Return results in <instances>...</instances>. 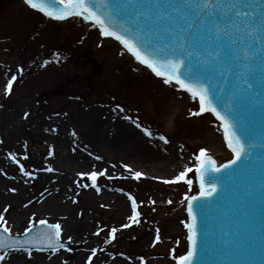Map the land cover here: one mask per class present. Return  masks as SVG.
<instances>
[{"label":"snow or ice","instance_id":"snow-or-ice-1","mask_svg":"<svg viewBox=\"0 0 264 264\" xmlns=\"http://www.w3.org/2000/svg\"><path fill=\"white\" fill-rule=\"evenodd\" d=\"M25 3L56 21L81 18L84 22L98 26L102 36L114 38L123 46L124 51L120 55H124L125 51L130 53L139 64L161 78L165 85L187 94L196 105L188 109L189 116L200 117L206 113L215 116L220 122L223 139L232 158L218 162L208 149L200 148L190 157L193 161L190 166L185 165L176 175L162 179L167 185L182 182L191 192L194 184L192 177L195 176L199 188L197 194L186 193L184 196L191 218V223L185 224L189 231V250L184 255L173 254L172 258L177 264H204L203 257L206 256L254 254L257 244L254 231L248 236L245 245L235 240H219L213 244L207 230L203 240L198 238L197 216L198 213L206 216L218 204V195L222 190L229 192L236 177L256 167L252 152L256 147L255 116L258 111L264 115V0H25ZM57 57L59 62L58 53ZM48 63L44 61V65ZM18 72L23 73L24 68L19 67ZM16 80L15 74L7 78L6 94L12 93ZM116 108L120 112L125 111L121 105H116ZM124 119L132 121L148 137L158 139L164 145L171 143L167 135L158 132L154 136L149 128L142 127L139 117L133 119L125 116ZM73 135H76L75 132ZM261 136L264 137V127L261 128ZM180 150L183 153V145ZM49 155H53V152L50 151ZM261 155L264 157V153ZM8 156L19 165L24 177H33V172L26 170L16 154L9 152ZM23 159L27 160L28 156L24 155ZM95 159L99 161L103 158L97 155ZM123 168L137 181L145 176L128 164H123ZM44 170L54 171L52 167ZM225 173L231 175L221 185L220 178ZM77 175L81 178L75 181L77 187L93 188L97 193L101 191L97 183L100 177L113 179L107 168H93ZM210 177L217 179L210 181ZM85 179L88 182H84ZM254 179L249 182L254 183ZM11 191L16 192L17 189L12 188ZM119 191L124 192L123 189ZM125 195L130 201L132 214L120 229L141 224V212L138 209L143 201L138 203L131 193ZM76 202L73 200V203ZM150 203L155 205L156 201L153 199ZM167 203L171 204L172 201L168 200ZM3 211L7 212L8 208ZM80 214L83 215L82 212ZM36 225H46L49 230L44 237L48 242L47 248L37 246V237L28 235ZM120 229H110L109 244L116 239ZM103 231L99 229L94 235L100 236ZM61 234L59 223L49 224L46 219L36 221L33 216L24 230L25 238H21L19 234H13L8 221L0 214V264H4L12 252H24L29 258H32L34 250L58 253L66 249L71 252L72 248L68 244L74 242L73 237L68 236L65 243L61 240ZM155 242H161L158 228ZM260 247L264 250V236L260 237ZM89 251L86 264H92L98 249L91 248ZM175 251L172 250L173 253ZM139 259L144 264L145 258L141 256Z\"/></svg>","mask_w":264,"mask_h":264},{"label":"rangeland","instance_id":"rangeland-1","mask_svg":"<svg viewBox=\"0 0 264 264\" xmlns=\"http://www.w3.org/2000/svg\"><path fill=\"white\" fill-rule=\"evenodd\" d=\"M66 22V24H60L51 21L32 10L24 0H0V67L1 64L11 63L14 67V74L17 76V80L13 82L12 93L0 95V113L16 107L19 99L26 104L24 117L20 119L21 127H17L14 131V139L18 138L20 149L17 152L6 151L8 161L14 164L15 168L19 170V165L8 156L9 152L16 154L26 170L32 171L33 175L43 166H50L48 165L50 148L46 143H40L28 133H24L26 125H38L51 119L57 120L70 111L76 110L101 112L105 114L103 118L114 114L122 123L133 125L139 133L146 135L132 121L124 119L125 116H131L133 119L139 117L142 127L149 128L154 136L158 132L167 135L171 140L168 146L172 152H179L188 158L200 148L208 147L205 134L212 126L218 130L217 123L210 114L206 113L200 117L189 116L188 109L196 107L194 102L180 111L171 108L169 104L172 95L177 92L175 89L165 85L161 79L139 66L126 53L120 55V52L124 50L116 42L103 38L99 28L91 27L77 18ZM57 53L59 62H57ZM107 56L112 57L111 60L116 62L115 66L108 63ZM45 60L49 61L47 65H44ZM21 66L24 68L23 73L18 72ZM108 69H111L112 73ZM116 69H119L117 73H115ZM38 81H42L45 89L50 93L45 92V94L44 91L36 90L35 83ZM116 105H121L125 111L120 112ZM171 120L172 123L168 128ZM181 145H183V153L180 150ZM87 147L91 150L85 147L86 153L88 155L91 153L90 156L95 155L96 149L92 145ZM24 155L28 156L27 160L23 159ZM227 159H229L228 156L223 160ZM219 160L223 161L221 157ZM121 162L122 164L129 163L127 159ZM108 165V174L113 179L108 180L105 177L98 179L100 193L110 192L124 197L128 205L126 218L118 219L122 214L115 212L113 205L90 201L89 197L93 195V192L96 195L95 189L77 187L75 181L81 178L78 175L73 176L72 195L73 200L77 202L73 203V200L71 202L83 212L86 223L87 219L91 220V223H87L89 225L87 229L85 227L80 230L81 233L91 236L99 229L104 231L100 236L94 235L100 242L92 247L83 248L75 242L76 237L74 236V242L71 243L73 246L70 247L72 251H60L65 256L64 260L69 262L76 252L86 257L90 255L91 248H97V255L93 257L92 263L102 252H106L110 258L133 259L141 264L139 257L143 256L148 260L150 254L159 250L164 254L156 263H160L163 259L173 264V254L184 255L188 250V236L185 227L188 223V216L185 213L177 216L176 213L182 212L186 201L185 194L193 195L197 192L195 176L192 177L194 184L192 191L189 192L182 182L167 185L162 182L160 178L162 176L147 174V172L137 181L131 173L122 171L117 166L112 167L113 160ZM102 167L106 168L105 165ZM112 169L115 170L111 172ZM55 174L57 175V171ZM166 176L171 177L172 175ZM122 177H127V179ZM153 177L160 179H153ZM84 182L88 181L85 179ZM119 189H123L124 192ZM33 191H36L35 187L28 191L23 201L38 204L37 199L41 193L36 194ZM125 193L135 196L138 203L143 201L139 208L142 215L141 224L129 229H120L116 233V239L109 244L107 241L111 239L109 236L111 225L118 226L127 223V217L131 214L130 201ZM153 199L156 201L155 205L150 203ZM168 200L172 203H167ZM33 216L36 221L46 219L49 224L59 223L50 215L39 214L37 211L24 214L19 213L16 208L4 214L11 229H13L11 221L24 218V224L15 233L19 235L24 233ZM181 220H184L182 226H180ZM61 228H63L62 225ZM157 228L160 230L161 242L154 243ZM63 230L62 234H64ZM67 237L63 236L61 240L67 242ZM173 249L176 250L175 253L172 252ZM17 254L28 257L24 252L10 253V255ZM52 254L57 253L33 251L30 259L43 261ZM81 263L84 264L83 259Z\"/></svg>","mask_w":264,"mask_h":264},{"label":"bare ground","instance_id":"bare-ground-1","mask_svg":"<svg viewBox=\"0 0 264 264\" xmlns=\"http://www.w3.org/2000/svg\"><path fill=\"white\" fill-rule=\"evenodd\" d=\"M83 21L81 18H77ZM66 21L60 24H66ZM91 27L90 22H86ZM100 36V34H99ZM101 37V36H100ZM99 38V37H98ZM103 38H107L104 37ZM115 41L114 38H107ZM104 40V39H103ZM109 42V41H106ZM124 50V49H123ZM127 55L128 52L125 51ZM111 56H107L106 60L111 66H115L116 62L111 60ZM111 73V69H108ZM119 69L115 70L117 73ZM7 74V75H5ZM14 74V67L11 63L1 64L0 67V95H5V86L7 78ZM168 86V85H167ZM35 89L50 93L45 89L44 83L38 81L35 83ZM45 93V94H46ZM182 97V98H181ZM16 104V107L8 109L0 113V214H5L3 210L7 207L8 211L18 209L19 213L28 214L38 212L39 214H47L55 218L64 229L63 236L76 237V241L83 248L97 246L100 240L96 239L94 233H81V229L89 226L87 223L90 219H84L81 211L72 204L74 199L72 195L71 181L72 177L80 172H88L95 168L96 170L103 169L102 165L109 170L108 163L113 160L114 165L127 171L123 168L122 160L127 159L128 165L134 171H142L143 173L162 176L160 178H170L166 175H176L182 170L185 165L193 162L190 158L179 152L174 153L168 145H164L157 139L147 137L139 133L133 125L125 124L120 121L114 114L106 115L103 118L101 112H90L89 110L70 111L68 114L56 119H51L45 123L38 125L28 124L25 127L24 133H28L40 143H46L53 152L50 156V166H43L41 170L36 172L33 177H24L15 165L8 161L6 151L17 152L20 149L18 138L14 139V131L17 127H21V118L24 117V109L26 104L23 100ZM193 102L185 93L176 92L172 95L169 106L177 111L184 109L186 105L191 106ZM120 121V122H119ZM172 120L168 123V128ZM212 128L214 130H212ZM205 134L206 145L208 146L209 154L218 162H223L227 156L232 158L231 151L226 147V141L223 139V131L218 126V130L212 126ZM75 132L76 135H73ZM92 145L96 151L95 155L90 156L86 153L87 146ZM86 147V148H85ZM85 148V149H84ZM166 149V151H165ZM91 150V149H90ZM101 156L103 159L97 161L95 156ZM222 158L223 161L219 160ZM127 164V163H124ZM190 166V165H189ZM52 167L53 172H47L44 169ZM181 167V169H180ZM115 169L110 170L111 172ZM57 171V175L55 172ZM128 172V171H127ZM150 175V176H151ZM171 176V177H172ZM15 177V179H12ZM32 187H35L36 194L39 195L37 203L23 201L27 197V193ZM16 188V192L11 189ZM98 196V198H95ZM94 203H106L113 205L114 211L121 213L119 218H126L128 210L127 201L124 197L106 192L89 197ZM23 201V203H22ZM187 201L185 202L182 212L176 214H184L187 212ZM178 206V203L176 204ZM83 213V212H82ZM24 218L13 220V233H17L21 225L24 224ZM180 221V226L183 225ZM122 225V224H121ZM111 225L120 229V226ZM71 246H73L71 244ZM162 251H157L149 255V259H145V264H157L156 261L163 255ZM83 257L81 253L76 252L72 260L67 264H80L83 259L84 264L87 257ZM65 256L61 252L52 254L48 259L39 261L30 259L23 254L10 255L6 258L4 264H64ZM38 262V263H37ZM82 264V263H81ZM92 264H138L133 259L122 260L120 258H110L106 252H102L97 260ZM158 264H169L167 260H161ZM174 264V263H173Z\"/></svg>","mask_w":264,"mask_h":264},{"label":"water","instance_id":"water-1","mask_svg":"<svg viewBox=\"0 0 264 264\" xmlns=\"http://www.w3.org/2000/svg\"><path fill=\"white\" fill-rule=\"evenodd\" d=\"M255 126L257 129L254 141L256 147L252 149V152L256 167L235 178L222 206L214 205L206 216L199 215L197 220L198 238L203 240L204 233L208 229L210 231L209 238L213 244L219 240L225 242L235 240L240 245H245L248 236L254 231L257 240L256 251L254 254L206 256L203 257L204 264H264V250H261L260 247V237L264 236V182H262L264 157L261 155L264 153V137L261 136L264 115L259 111L255 116ZM230 175L231 173H225L220 178V183L226 181ZM253 177L255 178L254 183H250L249 181ZM211 178H209L210 181ZM220 194L218 199L222 196ZM237 199H241V201L239 202Z\"/></svg>","mask_w":264,"mask_h":264}]
</instances>
